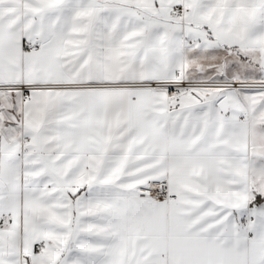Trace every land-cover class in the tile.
I'll return each mask as SVG.
<instances>
[{"label":"snow or ice","instance_id":"1","mask_svg":"<svg viewBox=\"0 0 264 264\" xmlns=\"http://www.w3.org/2000/svg\"><path fill=\"white\" fill-rule=\"evenodd\" d=\"M0 264H264V0H0Z\"/></svg>","mask_w":264,"mask_h":264}]
</instances>
